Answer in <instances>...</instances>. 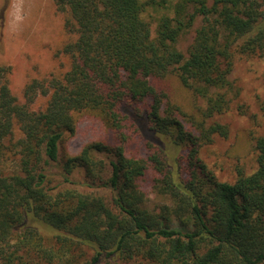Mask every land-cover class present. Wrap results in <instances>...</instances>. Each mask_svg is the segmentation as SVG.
I'll list each match as a JSON object with an SVG mask.
<instances>
[{"label": "trees", "instance_id": "1", "mask_svg": "<svg viewBox=\"0 0 264 264\" xmlns=\"http://www.w3.org/2000/svg\"><path fill=\"white\" fill-rule=\"evenodd\" d=\"M53 1L69 67L19 101L0 65V264H264V137L230 181L200 157L228 134L209 120L230 107L235 61L264 55V0ZM149 8L167 12L154 34ZM169 77L205 101L200 118ZM80 113L107 134L71 153Z\"/></svg>", "mask_w": 264, "mask_h": 264}, {"label": "rangeland", "instance_id": "2", "mask_svg": "<svg viewBox=\"0 0 264 264\" xmlns=\"http://www.w3.org/2000/svg\"><path fill=\"white\" fill-rule=\"evenodd\" d=\"M148 11L146 18L151 21L154 34L156 19L165 10L149 8ZM199 24L200 18L177 41L184 55ZM71 37L53 0H0V65L11 66L8 83L19 101L23 100V87L29 79L57 74L69 67V59L60 50ZM229 79L233 86L230 107L209 120L226 125L228 134L224 138L215 137L212 143L203 146L200 157L221 180L230 181L237 169L250 173L256 167L254 142L257 137H264V55L238 58ZM167 80L173 98L188 116L200 118L199 110L205 101L194 99L174 77ZM40 102L42 105L44 100L41 98ZM106 134V126L99 117L80 113L76 132L67 139L66 149L77 153L86 143L102 139ZM7 164L12 166L13 162L8 160ZM144 188L148 190L150 206L160 203V198L150 190V182Z\"/></svg>", "mask_w": 264, "mask_h": 264}]
</instances>
